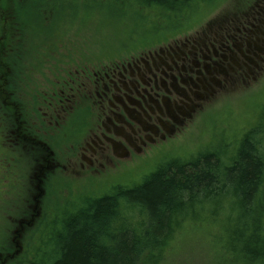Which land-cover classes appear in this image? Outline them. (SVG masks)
Returning a JSON list of instances; mask_svg holds the SVG:
<instances>
[{"label":"rangeland","instance_id":"obj_1","mask_svg":"<svg viewBox=\"0 0 264 264\" xmlns=\"http://www.w3.org/2000/svg\"><path fill=\"white\" fill-rule=\"evenodd\" d=\"M81 5L86 4L73 0L42 5L44 16L34 24L32 13L40 14L38 5L0 0V187H7L0 194L2 239L11 237L13 242L21 222L35 209L38 219L44 207L51 211L55 201L60 203L71 193L98 195L118 184L132 186L171 158L237 146L264 107V0L196 6L187 17L193 18L192 26L164 39L170 31L161 32V18L153 12L149 17L155 23L146 25L138 22L145 9L119 11L113 6L104 9L114 14L110 17ZM106 70L123 71L130 82L136 77L146 81L154 72L170 75L173 70L178 85L169 102L177 120L165 109L172 130L160 125L155 143L139 148L129 140L126 149L117 150L110 145L89 165L83 146L88 154L92 147L100 152L93 134L108 133L107 128L114 136L115 130L120 132L101 110L92 85L95 73ZM114 76L119 81L125 78ZM65 81L71 82L67 88L75 93L73 102L52 118L51 113L44 116L45 94ZM159 89L166 91L161 83ZM140 117L147 123L145 115ZM40 141L48 151L36 144ZM204 208L205 213L211 207ZM191 222L180 227L163 264H237L217 255L219 224L209 219ZM27 232L28 226L19 243Z\"/></svg>","mask_w":264,"mask_h":264},{"label":"trees","instance_id":"obj_2","mask_svg":"<svg viewBox=\"0 0 264 264\" xmlns=\"http://www.w3.org/2000/svg\"><path fill=\"white\" fill-rule=\"evenodd\" d=\"M76 1L110 17L114 14L104 9L113 6L119 11L145 9L138 22L146 25L155 23L149 17L153 12L161 18V32L170 31L164 39L192 26L193 18L187 17L194 7L221 0ZM72 2L14 0V5H38L40 12L42 5ZM33 15L34 24L44 16L41 12ZM6 188L0 187V194ZM53 204L51 211L44 207L38 219L35 209L29 220L21 222L15 245L11 237L0 236V264H163L186 220L205 219L221 227L218 256L237 264H264V107L258 121L242 133L233 148L171 158L132 186L118 184L98 195L74 192ZM206 206L211 208L204 213ZM26 226L25 240L19 243Z\"/></svg>","mask_w":264,"mask_h":264},{"label":"flooded vegetation","instance_id":"obj_3","mask_svg":"<svg viewBox=\"0 0 264 264\" xmlns=\"http://www.w3.org/2000/svg\"><path fill=\"white\" fill-rule=\"evenodd\" d=\"M185 56L188 57V55ZM196 62L197 65H201L199 64V60ZM136 68L140 74L145 76V73L141 71L139 65H137ZM148 70L151 69L149 68ZM172 71L173 70L169 73L170 75H168L166 71H160L163 76L158 72H154L150 75L148 80L145 81L142 78L145 82L137 77L130 82L127 76L123 75V71L106 70L105 72L95 73V78L92 80V85H94L93 88H95V98L101 105V110L104 114H108L106 116L107 119L113 123L115 128L120 129V132L119 130H115L116 135L114 136L112 135L113 130L107 128L109 131L108 133L107 131H102L101 133L96 132L93 134L96 136L97 148H99L100 152L98 149L92 147L90 154H88L87 152L89 149L83 146V158L89 165L97 162L99 156L102 157L108 151L107 148L111 147L110 145L116 150L117 148L126 149V144H129V140H132L141 148L140 145L147 146L148 144L156 142L155 135H157L161 129L160 125L170 129V131L172 130L170 120H167V114L169 113L174 121L177 120V118L174 116L173 109H171L169 97L172 88L177 89L178 85L177 75ZM116 73L125 76L126 79L122 78L119 81L120 77L114 76ZM132 75H135V70L132 71ZM78 80V82L81 81L80 79ZM74 81H76V79ZM119 82H122V84ZM128 82L133 85L134 91L128 87ZM70 83V81H65V84L61 85V87L55 88L51 93L47 92V94H45L47 110L44 116H48V114L51 113L52 118L53 114L56 112L59 114V112L67 110V106L73 102L75 97L73 90L67 88V85H70ZM159 83H161L166 90L164 94L157 91H160ZM142 84L145 86L140 90ZM154 96L157 98H154ZM9 104L14 106V108L18 107L17 103L9 101ZM153 104L155 106H153ZM141 114L146 116L147 123L140 117ZM74 119L73 121H75ZM57 125L59 126L58 123ZM167 125H170V127H167ZM144 131H150L151 133L144 134ZM26 139L32 140V142L35 143L34 139ZM36 144H40L42 148L45 147L47 151L49 150L44 141L37 142ZM82 165L85 166V163Z\"/></svg>","mask_w":264,"mask_h":264},{"label":"water","instance_id":"obj_4","mask_svg":"<svg viewBox=\"0 0 264 264\" xmlns=\"http://www.w3.org/2000/svg\"><path fill=\"white\" fill-rule=\"evenodd\" d=\"M42 195V193H41V190H40V194H39V196H41ZM38 201V200H37ZM37 206H38V202H37Z\"/></svg>","mask_w":264,"mask_h":264}]
</instances>
